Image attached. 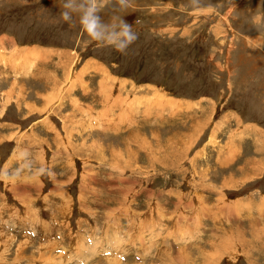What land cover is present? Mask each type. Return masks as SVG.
I'll return each instance as SVG.
<instances>
[{
    "label": "rangeland",
    "instance_id": "374dc122",
    "mask_svg": "<svg viewBox=\"0 0 264 264\" xmlns=\"http://www.w3.org/2000/svg\"><path fill=\"white\" fill-rule=\"evenodd\" d=\"M136 2L125 57L0 0V167L56 173L0 181V264H264V0Z\"/></svg>",
    "mask_w": 264,
    "mask_h": 264
},
{
    "label": "clouds",
    "instance_id": "9594fccd",
    "mask_svg": "<svg viewBox=\"0 0 264 264\" xmlns=\"http://www.w3.org/2000/svg\"><path fill=\"white\" fill-rule=\"evenodd\" d=\"M187 2L195 13H203L212 7L205 0ZM57 6L61 11L55 22L67 24L69 30L78 25L98 50H114L125 57L132 54L130 49L138 41L139 34L126 16L136 9V0H58ZM106 8L111 10L108 20L102 16ZM18 156L19 163L14 168L0 167V181L15 182L25 177L34 181L47 177L55 181L54 170L34 166L29 149L19 148Z\"/></svg>",
    "mask_w": 264,
    "mask_h": 264
},
{
    "label": "bare ground",
    "instance_id": "6f19581e",
    "mask_svg": "<svg viewBox=\"0 0 264 264\" xmlns=\"http://www.w3.org/2000/svg\"><path fill=\"white\" fill-rule=\"evenodd\" d=\"M28 67V65L26 66V71H29L30 70V68L32 67L31 65L29 66V68H27ZM51 98V97H50ZM159 99V98H158ZM242 212V211H241Z\"/></svg>",
    "mask_w": 264,
    "mask_h": 264
},
{
    "label": "crops",
    "instance_id": "0c3cea01",
    "mask_svg": "<svg viewBox=\"0 0 264 264\" xmlns=\"http://www.w3.org/2000/svg\"><path fill=\"white\" fill-rule=\"evenodd\" d=\"M23 62V61H22ZM17 65V64H16ZM19 66L21 65V64H18Z\"/></svg>",
    "mask_w": 264,
    "mask_h": 264
}]
</instances>
